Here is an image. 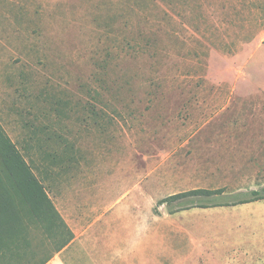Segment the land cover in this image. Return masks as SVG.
I'll return each mask as SVG.
<instances>
[{"label": "rangeland", "instance_id": "374dc122", "mask_svg": "<svg viewBox=\"0 0 264 264\" xmlns=\"http://www.w3.org/2000/svg\"><path fill=\"white\" fill-rule=\"evenodd\" d=\"M36 2L50 7L33 14L41 27L18 31L0 0V124L55 203L72 187L109 204L136 187L139 234L151 220L164 264H241L242 219L264 220V201L235 204L264 188V0ZM200 188L230 202L161 203ZM20 210L2 264L49 262L74 236Z\"/></svg>", "mask_w": 264, "mask_h": 264}, {"label": "crops", "instance_id": "0c3cea01", "mask_svg": "<svg viewBox=\"0 0 264 264\" xmlns=\"http://www.w3.org/2000/svg\"><path fill=\"white\" fill-rule=\"evenodd\" d=\"M9 2L10 7L2 11V19L9 25L7 27L16 28L18 31L19 27L24 25L34 27V22H30L29 25L17 19L25 21L26 18H36L41 27L42 16L36 17L33 14L50 11L48 4L43 9L40 7L41 2L36 0H9ZM49 17L48 15L45 18ZM205 125L208 127L211 124L205 123ZM230 125H233L232 128L227 129H252L245 124ZM83 191L84 188H82V196H79L72 187L70 192L62 196V203H55L50 195L74 236L48 264H164L160 256L166 241L163 240L155 245L153 222L150 220L149 227L146 226L148 229L139 234L137 193L133 196V192H137L136 187L134 190L127 189L111 204L102 200L100 192L104 191L103 188L100 192L93 190L88 196ZM261 201H264V198L240 204L243 208ZM246 218L241 221L242 229L245 231L241 229L243 239L238 246L243 250L241 264H264V220H257L256 216L249 215ZM78 243L83 249L81 256L76 252ZM87 258L89 260L86 263Z\"/></svg>", "mask_w": 264, "mask_h": 264}, {"label": "trees", "instance_id": "16d2710c", "mask_svg": "<svg viewBox=\"0 0 264 264\" xmlns=\"http://www.w3.org/2000/svg\"><path fill=\"white\" fill-rule=\"evenodd\" d=\"M0 160L3 166L0 170V255H5L7 251L15 254L20 247L16 242V237L21 234L24 226L20 201L28 206L40 222L46 223L50 228L55 226L57 219L61 225L69 227L45 185L1 124ZM227 195L223 188H200L170 195L163 198L161 203L167 205L170 213H175L186 205L207 208L228 204L230 198ZM244 195L251 197L240 198L235 204L264 198V188L254 189Z\"/></svg>", "mask_w": 264, "mask_h": 264}]
</instances>
